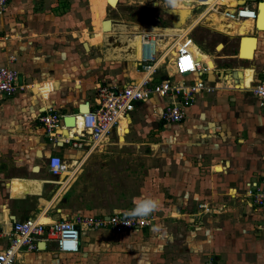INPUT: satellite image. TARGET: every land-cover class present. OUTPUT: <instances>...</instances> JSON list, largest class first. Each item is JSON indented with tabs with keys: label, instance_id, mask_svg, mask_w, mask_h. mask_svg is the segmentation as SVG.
Masks as SVG:
<instances>
[{
	"label": "crops",
	"instance_id": "0c3cea01",
	"mask_svg": "<svg viewBox=\"0 0 264 264\" xmlns=\"http://www.w3.org/2000/svg\"><path fill=\"white\" fill-rule=\"evenodd\" d=\"M68 1L9 0L0 13V67L17 71L21 84L12 95L0 94V226L4 230L0 252L9 244L8 234L15 221L37 218L51 222L86 215L73 209L71 203L85 163L96 153L112 154L123 148L122 153L135 155L146 153L150 146L156 149L152 155L158 162L151 178L155 190L160 191L159 197L172 200L164 216L180 215L187 226L207 233L206 238L194 237L202 246L188 245L191 237L185 239L187 247H183L173 234L158 235L166 228L155 231L154 227L151 232L142 228L120 235L109 228H83L78 252L61 253L54 243L39 241L37 250H21L15 264H198L184 260H204L205 264L211 249L216 251V264H264V207L244 202L248 182L264 187V106L250 88L243 87L241 74L231 75L233 70L251 68L254 82L264 76V29L255 25L247 34H255L256 48L251 60L239 61H249L250 65H224L206 74L207 87L213 90L201 91L181 122L161 120L159 113L166 101L153 96L137 103L104 144L92 149L84 143L79 149L64 143L62 139L69 131L63 128L59 129L61 138L50 142L41 115L56 110L62 115L60 125H66L65 118L81 112L83 105L93 107L97 86L122 88L133 79L140 80L142 74L135 59L126 53L113 58L107 52L102 57L91 55L89 49L83 52L86 46L80 48L82 40L97 44L87 33H83L85 39L74 40L76 28L67 27L73 26L76 18L62 10ZM243 2L256 6L259 17L264 0H233L230 4ZM151 133L162 142H138L145 137L147 140ZM167 146L169 151L165 152ZM52 155L60 156L73 170L65 181L49 173ZM84 177L90 178L88 174ZM196 202L211 205L212 215L182 205ZM250 221L253 224H248ZM200 224L210 229L198 227ZM214 229L217 234L212 235Z\"/></svg>",
	"mask_w": 264,
	"mask_h": 264
},
{
	"label": "built area",
	"instance_id": "2783aa9c",
	"mask_svg": "<svg viewBox=\"0 0 264 264\" xmlns=\"http://www.w3.org/2000/svg\"><path fill=\"white\" fill-rule=\"evenodd\" d=\"M8 1L0 0V13L5 11ZM206 2V0H180L179 3L190 5L193 18L190 23L181 27H169L171 30H176L172 32V35H166L159 31L158 27L151 26H141L138 30H134L131 37L134 38L136 35L140 37L139 57L134 62L138 71L143 74L142 80L133 79L122 88L97 86L93 107H89L85 113L74 115L76 118L79 115L82 117L81 132H72L73 127L60 125L62 115L58 111L44 112L40 122L49 141L57 142L62 133L59 129L63 128L69 131V136L62 139L64 143L79 149L87 143L93 149L96 145L105 143L112 129L118 128L121 122L128 118L137 103L147 102L153 96L161 97L166 101L159 113L161 120L166 123L181 122L186 117L188 108L195 102L196 96L205 89L213 90L207 87L205 75L216 71L217 67L210 69L205 60H198L194 45L198 48L199 46L192 37L194 28L203 19L195 25H192L193 21L208 10L210 4H205ZM222 7L223 10H220ZM207 13L223 15V21L226 23L249 20L252 22V28H256L258 9L244 2L230 6L228 0L224 3L217 1ZM206 16L207 14L204 18ZM207 22L217 29L212 20ZM173 52L175 55L172 56ZM159 71H161V79L156 81L155 76ZM18 79L17 71L9 67H0V94L7 96L14 94L21 87ZM250 90L258 98L260 105L264 106V76L256 82L252 80ZM48 171L51 176L64 178V181L73 172L58 155H52L49 158ZM244 197L246 204L257 208L264 207V187L260 183L248 182ZM123 220L122 214H111L108 217L77 215L69 220L51 222H41L37 218L15 221L8 234L9 244L0 252V264H15L21 250H37L39 241L54 243L61 253H76L79 251L80 232L83 228H109L114 234L120 235L132 230L148 228L151 223L150 216L144 221L131 220L130 225L125 224ZM3 234L4 230L0 226V236ZM205 264L216 263L214 258L210 257Z\"/></svg>",
	"mask_w": 264,
	"mask_h": 264
},
{
	"label": "rangeland",
	"instance_id": "374dc122",
	"mask_svg": "<svg viewBox=\"0 0 264 264\" xmlns=\"http://www.w3.org/2000/svg\"><path fill=\"white\" fill-rule=\"evenodd\" d=\"M92 2L93 15L90 8V0H70L66 6H62V10L69 13L68 16L70 15L76 18L73 23L74 25H68L67 27L68 30L74 27L76 28L78 33L74 40L85 39L83 33L89 36L93 35V40H95L97 45H92L87 38L79 43L80 48L84 46L88 47L87 49L84 47L85 49L82 51L85 52V50L89 49L87 52L91 53V55L98 54L102 57L107 48H113L120 40L121 34H123L122 30L118 27L112 31L111 36H109V41L107 42V38H104V32L107 30H104L103 33L101 31L102 20L109 18L117 25H128L127 35L129 37H131V33L134 30H138L141 26L159 28L172 27L173 21L169 12L171 7L166 3V0H153V2H157L158 5H154L151 1L142 3L138 0H119L116 7H111L105 0H92ZM220 10H223V7ZM207 11L205 12L206 14ZM205 13L194 20L193 24L203 19ZM190 20L191 19L186 20L187 22L184 23H190ZM192 37L201 51L206 54L208 53V55L213 58L215 66L218 68L224 67V65H230V67H248L250 65L249 61L243 62L239 61L242 59L233 57L238 54L237 45L239 38L236 35L223 33L214 29L210 26L209 22L205 20L198 23L194 28ZM104 40L106 43H104ZM219 44L223 45L220 51L217 50ZM155 78L156 81L161 79V71L157 73ZM163 100L165 101V99ZM142 140L146 145L148 142L151 144H159L162 142L161 138H155L154 133H151L149 137L147 136V140L145 137L138 142ZM153 150L156 149L154 147L151 149L149 146L146 148V153L141 152L135 155L132 153H122L123 148L112 154L96 153V157H93L91 161L89 160L85 163L86 168L83 173V178L80 179L77 185L76 197H73V202L71 203V205L75 206L73 209H76V211L80 209L79 211H82V213L87 216L100 215L108 212L111 214H118L117 210H120V213H122L123 210L133 208V201L135 198L141 195L151 196L159 200L160 208L150 215L151 223L147 228V232L153 231L152 228L154 227L159 228V230L160 228H166L167 230L163 231L164 233L161 232L158 235L164 234L167 236L173 234V236H176V241L180 242V245L184 244L182 245L183 247H187V244L195 246L193 245L194 243H199L202 246V242L195 241L194 237H196V239H198V236L206 238L208 235L207 233H201V230L196 229L197 227L187 226L189 223L182 217H179L180 215L169 216L168 214L164 216V210L171 207L170 203H172V200L167 199L164 195L159 197L161 193L155 190L154 181L151 180L152 177L154 178V170L152 169L158 166L156 156L152 155L154 153ZM164 150L165 152L169 151V147L167 146ZM146 154L149 156H146ZM84 174H88L90 178H85ZM202 203L203 204L196 202L188 204L187 206L184 203L182 205H184L185 208H189V210L197 211L198 209H204L207 212L205 214L212 215L213 210L210 207L211 205H208L206 202ZM242 203L245 204L243 201ZM182 205L180 206L182 207ZM207 209L211 210V212ZM243 210H245V208H243ZM173 220H175V222H173L174 224L172 223ZM231 221L232 220H229V222ZM160 224L161 227H159ZM191 224L192 221L190 225ZM248 224L253 223L250 221ZM198 227L210 229L208 225L204 224ZM215 234H217V229L212 235ZM152 236L155 237V235ZM188 237H191V239L187 240ZM185 239L188 242L187 244ZM167 240L170 239L167 238ZM215 252L214 249H211V251L206 253L205 257L215 259V257L217 258ZM184 257L187 259L186 256ZM184 261H195L198 264L204 262V260H200L201 262H199V260Z\"/></svg>",
	"mask_w": 264,
	"mask_h": 264
},
{
	"label": "bare ground",
	"instance_id": "6f19581e",
	"mask_svg": "<svg viewBox=\"0 0 264 264\" xmlns=\"http://www.w3.org/2000/svg\"><path fill=\"white\" fill-rule=\"evenodd\" d=\"M105 1L111 7L117 6V3H116L117 0H105ZM138 1H140L142 3L147 2V1L153 2V0H138ZM206 1L207 2L205 4H210L208 10L217 2L216 0H206ZM230 3L232 4L233 0H230ZM153 4L158 5L157 2H153ZM231 4H230V6H232ZM173 9H175V11H176L175 13L177 15L178 22L185 24L184 22H187L186 19L189 20V19L193 18L192 17L193 11H192V9H190V5H188V4L179 3L178 6L176 8H173ZM208 14L209 13H207V16L205 18H203V20L204 19H205V21L212 20V23L214 24L215 28H217V30H219L221 32H226L227 34L240 35V37H241V51H239V53H238V58L251 60L253 58L254 50H255L256 44H257V40L255 37H253L251 35H247L248 33L251 32L252 22L249 20H242L240 22L226 23L225 21H223V15L219 16L216 13H214L212 15H208ZM255 25L258 27V29H261V30L264 29V2H262L260 5V14H259L258 20L255 22ZM118 27L120 30H122L123 34H121L120 40L118 41V43L115 46L113 45L114 46L113 48L110 47L107 49L106 55L108 57H113V58H122L125 56L123 54L126 53V55H128L129 58H132V59L138 58L139 57L138 43H139L140 37L138 35H136L134 38H132V37L129 38V36L127 35L128 34L127 33L128 32V25H126V24L117 25L116 23H114L111 20V27L110 28H104L103 22H102L103 30H107L106 32H104V38H107V41H108L109 36H111L112 31ZM158 30L161 32H164L166 35H168V34L172 35V32L176 31V30H171L169 28H164V29L160 30L159 27H158ZM162 42H164V41H162ZM222 47H223V45L219 44V46L217 47V50L220 51L222 49ZM194 49L196 52V56L198 57V60H200V61L205 60L208 63L210 69L215 67V62H214L213 58L210 55H208V53L206 54L205 52L201 51L196 45H194ZM173 55H175V52L172 53V56ZM240 74H241V78L243 81V87L250 88L251 82L253 80L252 79L253 78V69L245 68L242 71H240ZM142 76H143V74H142ZM141 80H142V77L138 81H141ZM82 111H83L82 113L86 112V110H82ZM75 120H76V122H75V125L72 126L73 127L72 132H81L82 131V117L79 115L77 118L75 117ZM99 146H101V144H98L95 147H99ZM41 222H43V221L41 220Z\"/></svg>",
	"mask_w": 264,
	"mask_h": 264
},
{
	"label": "clouds",
	"instance_id": "9594fccd",
	"mask_svg": "<svg viewBox=\"0 0 264 264\" xmlns=\"http://www.w3.org/2000/svg\"><path fill=\"white\" fill-rule=\"evenodd\" d=\"M180 0H166V3L171 8H176L179 4ZM134 207L128 210H123L122 215L124 217L123 222L125 224L130 225V221L134 219H139L144 221L147 217H149L152 213L156 212L160 208V202L157 198L151 196L141 195L133 201ZM118 214L120 210H117ZM155 231H159V228L154 229Z\"/></svg>",
	"mask_w": 264,
	"mask_h": 264
},
{
	"label": "water",
	"instance_id": "95a60500",
	"mask_svg": "<svg viewBox=\"0 0 264 264\" xmlns=\"http://www.w3.org/2000/svg\"><path fill=\"white\" fill-rule=\"evenodd\" d=\"M118 1L119 0L116 1L117 4H118ZM260 4H261V2H260ZM169 12H170V15H171V18H172V21H173L171 26L173 28L181 27L183 25V23L178 22V18H177V15L175 13L176 12L175 9L171 8ZM103 27L104 28H110L111 27V20L110 19L104 20L103 21ZM239 51H241V38H240V40L238 42V45H237V52L239 53ZM234 73L240 74L239 71L233 70L232 73H231V75H233ZM82 110H86V112H87L89 110L88 104L83 105V107L81 108V112H83ZM81 112L79 111V113H81ZM64 122L66 123L67 126H70V127L74 126L75 125V122H76L75 121V116L74 115L67 116L65 118Z\"/></svg>",
	"mask_w": 264,
	"mask_h": 264
}]
</instances>
